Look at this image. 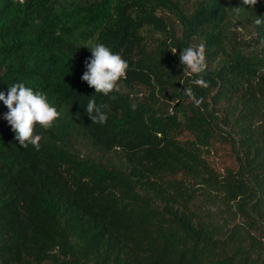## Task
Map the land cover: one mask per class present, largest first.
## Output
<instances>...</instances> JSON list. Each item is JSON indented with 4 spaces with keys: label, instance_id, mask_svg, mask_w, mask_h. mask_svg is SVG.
<instances>
[{
    "label": "trees",
    "instance_id": "1",
    "mask_svg": "<svg viewBox=\"0 0 264 264\" xmlns=\"http://www.w3.org/2000/svg\"><path fill=\"white\" fill-rule=\"evenodd\" d=\"M236 7L0 0V92L24 83L60 112L36 128L37 151L0 102V264H264V0ZM95 43L129 65L108 97L81 80ZM200 43L206 89L179 61ZM93 95L103 125L86 112Z\"/></svg>",
    "mask_w": 264,
    "mask_h": 264
},
{
    "label": "clouds",
    "instance_id": "2",
    "mask_svg": "<svg viewBox=\"0 0 264 264\" xmlns=\"http://www.w3.org/2000/svg\"><path fill=\"white\" fill-rule=\"evenodd\" d=\"M258 0H241V4L247 8H253ZM241 7L232 8L239 16L244 10ZM257 27L264 26V17H256L254 21ZM90 50L91 57L84 62L82 82L94 90L95 95L108 97L119 90V82L127 78L128 62L119 53L114 52L103 43H95ZM177 49L171 52L175 55ZM180 64L188 70V75L194 77L193 85L199 88H208L209 82L205 80L208 64L206 58V45L200 43L196 46H188L179 53ZM184 95L199 108L203 103V97H197L192 87L183 89ZM95 95L88 98L86 112L92 123L105 124L108 116L97 106ZM0 102L7 108L3 119L14 133V139L21 148L31 145L35 150H40L42 137L36 134L39 126L45 130L51 129L60 118V112L54 107L43 92L34 91L24 83H14L7 89V94L0 92ZM134 111L136 105L132 104Z\"/></svg>",
    "mask_w": 264,
    "mask_h": 264
},
{
    "label": "rangeland",
    "instance_id": "3",
    "mask_svg": "<svg viewBox=\"0 0 264 264\" xmlns=\"http://www.w3.org/2000/svg\"><path fill=\"white\" fill-rule=\"evenodd\" d=\"M215 166L219 167V168H223V166L226 165H230L231 164V160H229L228 158L221 157V156H216L215 160H214ZM56 181L58 184H62L63 179L60 176H56Z\"/></svg>",
    "mask_w": 264,
    "mask_h": 264
}]
</instances>
